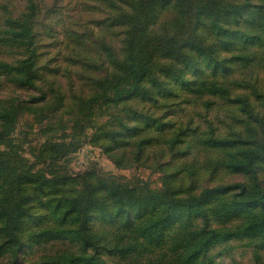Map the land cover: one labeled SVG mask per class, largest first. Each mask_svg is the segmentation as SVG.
<instances>
[{
    "label": "trees",
    "instance_id": "obj_1",
    "mask_svg": "<svg viewBox=\"0 0 264 264\" xmlns=\"http://www.w3.org/2000/svg\"><path fill=\"white\" fill-rule=\"evenodd\" d=\"M56 1L0 2V264H16L24 245L19 226L36 206L48 210L44 217L57 207L65 223L58 230L70 238L81 237L92 217L121 222L126 233L107 241L100 236L96 250L126 264H182L186 254L196 260L197 251L226 234H264V0H83L82 10L94 15L68 32L56 58L65 66L41 59L33 38L39 12ZM177 88L195 103L206 98L201 113L217 109L218 122L230 123L226 134L202 130L193 117L177 129L176 122H163L159 110L173 104L159 97ZM226 104L231 107L221 111ZM95 109L107 119L93 126L90 142L107 154L123 146L115 164L142 161L161 174L162 189L140 178L133 184L113 175L93 180V172L52 176L20 154L14 134L22 116L30 117L29 127L45 122L47 132L76 127ZM189 133L199 135L190 140ZM177 153L189 156L182 164L191 169L187 184ZM221 170L244 179L212 185ZM194 218L199 223L183 237L167 235L169 227ZM209 221L221 227L209 230ZM53 235L44 226L30 237ZM48 261L108 264L98 254L71 252Z\"/></svg>",
    "mask_w": 264,
    "mask_h": 264
},
{
    "label": "rangeland",
    "instance_id": "obj_2",
    "mask_svg": "<svg viewBox=\"0 0 264 264\" xmlns=\"http://www.w3.org/2000/svg\"><path fill=\"white\" fill-rule=\"evenodd\" d=\"M2 1L3 0H0V2ZM91 1L92 0H89L87 2ZM81 2L84 1L58 0L51 5L48 4L39 12L37 24L35 25L34 23L33 38L34 44L39 51L38 54H44L41 59L47 61L54 60L55 62H52V65L62 63V65L65 66V62L61 59V55L59 57L60 59L57 60L56 58H58L57 54L59 52H65L64 43L68 32H74L76 30V22L80 20V18L85 20L94 15L87 13L84 9L82 10L80 6ZM89 27L93 28V30L97 29V26L93 24L89 25ZM85 55L89 56L90 52L87 51ZM210 74L209 72V75ZM218 74L221 75L222 73ZM202 77V75L199 76L200 79ZM29 94L30 93H28V96ZM167 96L168 97H159V100L167 99L169 104L173 105L164 106L163 109L159 110L158 114L161 116L163 115V122H169L171 124L172 122H176L174 129L178 128V124L184 127L185 120L189 117H193V124H200L202 130L217 128L222 134H226L224 131H228L226 126L230 123L227 121L218 122L217 114L215 113L217 109L210 110L207 116L201 113L202 106H200V104L205 101L206 98H198V103H195V101L191 99V95H187L182 88L174 89V95ZM229 107H231V105L226 104L220 109L221 111H226ZM105 113L101 109H95L92 114L87 115L84 120L82 119L83 121L79 120L76 127L73 126L70 128L71 124H69L66 129H54L47 132L42 131L45 122L34 124L29 127L27 123L30 122V117L26 115L22 116L14 134L15 141L20 146V154L25 158L27 164H30L35 169H44L47 173L53 174L52 176L73 177L84 172H93L94 176L91 178L93 180H95V178H106L113 175L118 176L121 182L133 184L140 178L145 182L148 188L156 191L162 189L161 174L153 172L151 169L145 167L146 165H144L142 161L131 163L130 166L126 167H118L115 164L116 159L118 160L119 150H121L120 148H123V146H120L118 150L113 151L111 154H107L104 152L103 148L90 142L94 131L93 126L95 124H101L107 119ZM170 134V129L162 133L164 137H168ZM198 135L199 133H189L186 138L194 140L195 136ZM123 139H130V143H134L135 141L131 140L129 136H125ZM135 143L132 144L131 147H133V145L136 146ZM131 147L129 149H131ZM149 147V149L154 148V146ZM196 150L197 147L190 150L188 154L192 156ZM41 153L42 155H39ZM147 153H149V150L146 151V154ZM210 155L211 158L217 156L214 151H212ZM188 158L189 156L183 157L179 153L174 157V162L182 169L181 175H183L185 184L190 180L189 173L191 169L189 166L182 167V164H184L185 160ZM165 160H167V157ZM123 162L124 161H121V163ZM260 170L259 176L264 177V164L261 166ZM241 178H243L241 175L221 170L219 175L211 181V184L216 185L218 182L236 181ZM177 183H179V181H171L170 185L173 186ZM56 208L52 210L53 213H51L49 217H44L48 210L46 208L42 210L36 206L30 212L29 216L24 219L18 231L21 238L24 240V245L19 252L16 264H59L58 262L48 261V258L63 255L68 252L75 253L76 255H82L84 253L88 255L98 254L99 258L104 260L105 263L126 264L115 254L106 253V251L103 253L100 249L96 250L100 245L97 241L100 236H103L104 241H107L112 240L114 236L118 237L119 234L126 233L128 229L122 225L121 222H103L98 217H92L87 220L86 225L84 224L81 237L70 238L67 234L59 232L58 230V226L61 224L65 227V223H62L58 218L61 211ZM256 208L252 211H255ZM133 218L135 220L138 219L137 217ZM77 223V221L73 222L74 225H77ZM198 223L199 219L197 218L189 222L184 219L180 222L178 227H169L167 229V235L175 236L177 234L183 237L185 234V232H183L184 230L192 228L191 226L194 225L197 226ZM206 225V228H209V230L221 227V225H217L214 221H209ZM44 226L49 227L51 229V234L54 235L47 236L41 241H33L30 235L38 233ZM224 226L229 225L224 224ZM166 242L167 239L164 243ZM211 244L212 245L207 248L206 252L197 251L198 246L196 245L194 248L199 253L198 259L194 260L186 254L182 258L181 263L264 264V234H226L224 240L220 241L215 239Z\"/></svg>",
    "mask_w": 264,
    "mask_h": 264
}]
</instances>
